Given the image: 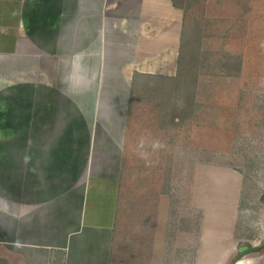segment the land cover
Here are the masks:
<instances>
[{
    "label": "crops",
    "instance_id": "0c3cea01",
    "mask_svg": "<svg viewBox=\"0 0 264 264\" xmlns=\"http://www.w3.org/2000/svg\"><path fill=\"white\" fill-rule=\"evenodd\" d=\"M185 16L174 0H0V264H184L170 257V206L146 240L124 241L121 218L139 104L157 98L172 125L154 92L177 76ZM210 231L201 221L194 264L204 245L230 264L234 229Z\"/></svg>",
    "mask_w": 264,
    "mask_h": 264
},
{
    "label": "rangeland",
    "instance_id": "374dc122",
    "mask_svg": "<svg viewBox=\"0 0 264 264\" xmlns=\"http://www.w3.org/2000/svg\"><path fill=\"white\" fill-rule=\"evenodd\" d=\"M187 5L189 44L200 40L197 60L186 58L198 78L196 108L180 126L170 122L163 130L158 99L139 104L129 132L121 227L124 241L139 232L146 240L147 233L162 229L161 215L170 206L165 220L172 262L194 264L201 221L204 232L218 226L227 237L234 229L239 239L234 256L248 250L239 252L241 247L264 242V0H188ZM231 56L241 62L235 77H230ZM157 142L162 147L155 148ZM167 165L171 182L163 197ZM202 251L204 264L226 257L205 245Z\"/></svg>",
    "mask_w": 264,
    "mask_h": 264
},
{
    "label": "trees",
    "instance_id": "16d2710c",
    "mask_svg": "<svg viewBox=\"0 0 264 264\" xmlns=\"http://www.w3.org/2000/svg\"><path fill=\"white\" fill-rule=\"evenodd\" d=\"M187 1L188 0H183V1L174 0V3L175 5L182 7L185 13H187L189 9V6L187 5ZM185 32L182 40L177 76L173 79L164 82L165 88L166 87L169 88L168 90L167 89L164 90V95H163L165 99L169 100V104L165 109V114L169 115L172 124H178L179 122L180 123L183 122L193 114L192 111L196 108L195 96H196V86L198 84V78H197V73L191 75V72L188 70L189 62H187V60L194 62L197 60L200 40L196 39L198 43L196 42L194 45L193 44L190 45L189 44L190 40ZM185 50H187V52ZM186 53L188 54V57H186ZM231 58H232L231 61H233L232 62L233 65L231 62L230 65L235 66V68L230 70V77H235L238 76L241 72V62L238 59V57L231 56ZM177 90L180 91L182 90L181 96L180 94L178 96L177 92L180 91ZM261 202H264V193L261 196ZM249 252L264 253V242H262V244L257 247L249 246L247 252L238 254L231 261L230 264H235L237 260H239L244 254Z\"/></svg>",
    "mask_w": 264,
    "mask_h": 264
},
{
    "label": "water",
    "instance_id": "95a60500",
    "mask_svg": "<svg viewBox=\"0 0 264 264\" xmlns=\"http://www.w3.org/2000/svg\"><path fill=\"white\" fill-rule=\"evenodd\" d=\"M247 249H248L247 246L241 247V248L239 249V252H243V251H245V250H247Z\"/></svg>",
    "mask_w": 264,
    "mask_h": 264
},
{
    "label": "clouds",
    "instance_id": "9594fccd",
    "mask_svg": "<svg viewBox=\"0 0 264 264\" xmlns=\"http://www.w3.org/2000/svg\"><path fill=\"white\" fill-rule=\"evenodd\" d=\"M154 147L159 148V147H162V145L157 142L156 144H154Z\"/></svg>",
    "mask_w": 264,
    "mask_h": 264
}]
</instances>
